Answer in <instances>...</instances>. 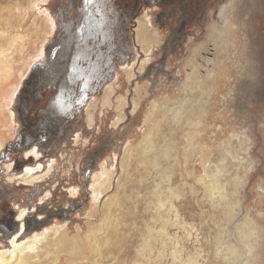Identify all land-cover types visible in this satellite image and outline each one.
I'll return each instance as SVG.
<instances>
[{
	"label": "rangeland",
	"instance_id": "rangeland-1",
	"mask_svg": "<svg viewBox=\"0 0 264 264\" xmlns=\"http://www.w3.org/2000/svg\"><path fill=\"white\" fill-rule=\"evenodd\" d=\"M52 1L0 0L2 165L16 134V95L52 39ZM138 4L134 21L122 22L123 63L88 102L80 141L59 150L56 174L69 193H12L5 202L0 193V224L26 209L40 223L28 229V238L55 229L51 239L64 241L27 264H264V0H206L197 37L162 68L160 46L168 33L153 24L157 7ZM146 23L155 34L149 50L137 36ZM172 105L191 110L190 120L174 125ZM150 134L156 147L170 140V158L160 165L167 188L180 192L178 198L166 190L161 195L175 207L161 211L167 225L152 205L164 176L145 166L140 152ZM93 152L100 156L90 177L71 180ZM105 170L113 171V185L95 197L96 178ZM215 174L223 193L209 191ZM75 190L83 192L75 198ZM48 199L49 210L73 202L82 209L57 220L38 207ZM2 228L0 246L10 249L17 231L7 235Z\"/></svg>",
	"mask_w": 264,
	"mask_h": 264
},
{
	"label": "flooded vegetation",
	"instance_id": "flooded-vegetation-1",
	"mask_svg": "<svg viewBox=\"0 0 264 264\" xmlns=\"http://www.w3.org/2000/svg\"><path fill=\"white\" fill-rule=\"evenodd\" d=\"M136 4L143 7L147 4L150 10L158 8L153 15V24L168 33L160 46L158 66L162 68L170 55H176L191 38L197 37L194 28L203 24L206 0L52 1V39L45 48L43 59L33 64L16 95V134L4 149L2 160L5 164L0 161V174L4 173L0 177V193H4V202L5 196L12 193H30V197L41 193H69L64 188L65 179H59L56 174L59 150L63 152L80 141V134L87 129L83 123L88 102L101 94L106 83L111 81L114 65L123 63L125 35L122 22L134 21L139 9ZM152 71L148 66L147 74ZM87 121H90L88 116ZM99 156L100 153L95 152L88 155L80 174L73 173L71 180H87ZM6 165H11V169H6ZM29 169L36 173L28 174ZM24 175L30 179L23 180L27 179ZM82 192L75 190L71 195L79 196ZM38 207L51 211L62 221L71 219L82 209L79 202H73L49 210L53 208L49 199ZM18 216L15 218L11 212L10 216L2 217L0 226L5 234L14 231L17 234L23 224L21 238L28 237L31 233L28 229L40 227L29 213L22 221Z\"/></svg>",
	"mask_w": 264,
	"mask_h": 264
},
{
	"label": "bare ground",
	"instance_id": "bare-ground-1",
	"mask_svg": "<svg viewBox=\"0 0 264 264\" xmlns=\"http://www.w3.org/2000/svg\"><path fill=\"white\" fill-rule=\"evenodd\" d=\"M223 16V13L221 14ZM225 21V20H224ZM53 26H54V22H53ZM138 39L139 42L141 43V45L143 46L144 49L149 50L150 47H152V43L153 40L155 39V34L153 33L152 29L149 26V23L146 24H140V26L138 27ZM152 42V43H151ZM151 51V50H150ZM148 54V52H147ZM147 56V55H146ZM41 57V56H40ZM39 57V58H40ZM7 62V61H6ZM27 73V72H26ZM175 105H172V111H173V117L171 118V121L173 122L174 125H176V123H178L179 121H184V119L186 118V120H190L191 116H192V112H190L191 110L187 111L185 108H175L173 107ZM169 109V108H168ZM170 110V109H169ZM190 125V124H189ZM172 130V129H171ZM153 135L150 134L149 136H147L145 138L144 141V146L141 147L140 152L143 153L144 155H146V160L144 161V165L148 166V167H153L151 169H157L160 168V176H164L161 177V184H156V189L152 192L155 193L153 196L156 198L154 199V201L152 202V205L154 206V208L156 209V211L160 210L159 213H157V217H160V220H162L164 222L165 225H167L169 223L168 220H165L163 218V216H161V211H163L166 208H169V211L175 209L174 205L171 204L168 200V198H163L161 197V195H164L165 190L168 191L169 193H172L171 195L175 196V197H179V191L177 190H173L171 188H167V172L165 170V168L161 167L162 165H160V160H164V159H169L170 158V150L171 147L169 145L170 140L167 138L165 140V144L161 147H156L154 142H153ZM135 158V157H134ZM144 158V156H143ZM133 160V159H132ZM9 169H11V166L8 167ZM167 169V168H166ZM36 170L34 169H29L27 170L28 174L31 173H36ZM158 175V174H157ZM166 175V177H165ZM113 171H109V170H105L102 172V174H100L97 178L96 181H98V187L95 190V197L103 194L104 192H107L113 185ZM23 178H27V175H24ZM36 179H33V181ZM10 181H13L12 178H10ZM224 186H222L221 184H218V179H217V175H213L211 182H210V187H209V191L213 193H223V189ZM120 193H128L127 191L123 190ZM126 195V194H125ZM29 213L28 210H20L18 219L19 221H22L25 219V217L27 216V214ZM24 226L23 224L21 225L18 233L12 238V240L10 241V249H6V248H0V264H27V262H29L32 258H34L41 250L45 249L47 246H58V244L60 243H64L63 240H61L60 238H56L55 240L51 239V235H52V231L55 229H49L47 232L45 233H40V234H35L32 237H27V239H25L24 236H22L21 238V234L23 232ZM162 230V234L160 236H166V233L163 229V227L161 228ZM151 233V232H150ZM23 239V240H22ZM150 239V238H149ZM55 243V245H53L52 243ZM150 242L146 241V245L148 247H150ZM144 247V246H143Z\"/></svg>",
	"mask_w": 264,
	"mask_h": 264
},
{
	"label": "snow or ice",
	"instance_id": "snow-or-ice-1",
	"mask_svg": "<svg viewBox=\"0 0 264 264\" xmlns=\"http://www.w3.org/2000/svg\"><path fill=\"white\" fill-rule=\"evenodd\" d=\"M87 2H88V3H93V2H94V0H87Z\"/></svg>",
	"mask_w": 264,
	"mask_h": 264
}]
</instances>
